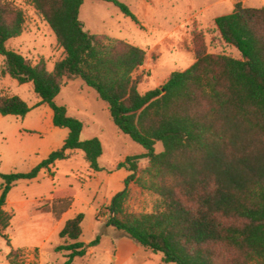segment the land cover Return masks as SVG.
Returning a JSON list of instances; mask_svg holds the SVG:
<instances>
[{
    "label": "trees",
    "instance_id": "16d2710c",
    "mask_svg": "<svg viewBox=\"0 0 264 264\" xmlns=\"http://www.w3.org/2000/svg\"><path fill=\"white\" fill-rule=\"evenodd\" d=\"M25 1L49 25L64 58L49 71L44 59L34 64L10 49L8 42L24 32L26 14L14 2L0 0L1 74L32 84L40 104L52 110L53 125L68 135L60 149L29 172L0 173V237L11 247L9 263L34 264L4 234L13 220L6 210L8 195L18 182L51 173L74 151L83 152L90 170L102 171V141L82 140L84 123L56 103L65 80L81 79L107 105L114 126L146 150L117 165L130 175L108 207L107 225L138 247L162 254L161 264H264V8L237 3L230 14L215 19L222 40L242 59L208 53L200 33L196 61L142 94V77L135 75L145 65V50L90 33L80 20L85 0ZM99 1L113 3L137 21L121 0ZM31 110L19 96H0L2 116L25 118ZM158 142L161 153L155 151ZM143 159L149 165L138 177ZM130 183L158 197L153 212H128ZM68 194L56 191L46 208L55 219L71 208ZM84 220L79 213L59 233L66 241L55 247L65 255L61 264L85 258L100 244V236L81 240Z\"/></svg>",
    "mask_w": 264,
    "mask_h": 264
},
{
    "label": "rangeland",
    "instance_id": "374dc122",
    "mask_svg": "<svg viewBox=\"0 0 264 264\" xmlns=\"http://www.w3.org/2000/svg\"><path fill=\"white\" fill-rule=\"evenodd\" d=\"M8 1L24 10L26 23L23 34L11 39L7 46L34 64L44 59L48 70L52 71L55 64L64 58V51L53 31L25 0ZM121 1L130 8L137 21L113 3L99 0L84 1L80 20L92 34L123 40L145 50V65L135 75L142 77L139 85L142 94L162 87L174 71L186 70L196 61L195 37L200 33L204 34L208 53L242 59L236 48L222 40L215 27V19L230 14L237 3L264 8V0ZM2 65L0 56V96H19L32 110L25 118L0 114V173L29 172L51 152L63 146L68 130L53 125L52 110L40 104L32 84L20 85L8 75L3 76ZM56 103L66 106L71 116L84 123L82 140L97 137L102 141L104 153L99 161L102 171L95 173L90 170L83 152L74 151L69 160L58 162L51 173L42 172L31 182H18L8 195L6 210L13 215V220L4 234L14 248L30 246L19 248L26 261L40 262L42 257L43 264H61L65 261L63 253L55 252V246L66 241L59 237L58 232L64 226L65 218L71 219L83 213L81 240L89 243L100 236L101 242L89 249L85 258L75 259L73 264H120L116 241L128 237L107 225L110 217L108 207L112 199L125 190L124 181L130 173L116 167L127 157L146 153V150L114 126L107 105L81 79L65 80ZM163 150V144L158 142L156 153ZM148 165V159L140 161L138 177ZM56 191L73 198L71 208L60 219H55L46 210ZM158 201L153 193L130 183L129 213H151ZM9 251L11 247L0 237V264H9L6 258ZM145 254L149 253L140 248L136 256L121 264H161L163 260L160 253L152 254L148 260L144 259Z\"/></svg>",
    "mask_w": 264,
    "mask_h": 264
},
{
    "label": "crops",
    "instance_id": "0c3cea01",
    "mask_svg": "<svg viewBox=\"0 0 264 264\" xmlns=\"http://www.w3.org/2000/svg\"><path fill=\"white\" fill-rule=\"evenodd\" d=\"M65 217H66V215H65ZM70 218H65V223H64V226H65V224H66V222L69 220ZM72 219V218H71ZM40 225V224H39ZM40 226H43V225H40ZM63 226V227H64ZM63 227H62V229H63ZM61 229V230H62ZM61 230H59V232L58 233H60L61 232ZM83 231H84V228H83ZM59 244H57L56 246H58ZM116 245H117V249H118V251H119V258H118V263H122V262H125V261H127L128 259H130V258H132V257H134V256H136L139 252H140V248L136 245V244H133V242H132V240L131 239H129V238H125V239H122V240H119V241H116ZM55 246V247H56ZM26 247H30V246H28V245H23L22 247H17V248H14V249H19V248H26ZM125 247L127 248L126 250H125ZM124 250H123V249ZM9 253H10V251L9 252H7L6 253V258H7V256L9 255ZM146 253V252H145ZM147 253H149V254H145L146 256H145V258L144 259H146V260H148V259H150L151 258V255L153 254V253H151V252H149V251H147ZM62 254V253H61ZM63 255V257L65 256L64 254H62ZM8 260V259H7ZM64 260H65V257H64ZM28 263H34V264H43V261H42V257H40V262H39V260H37V262H34V261H27ZM10 264V263H9Z\"/></svg>",
    "mask_w": 264,
    "mask_h": 264
}]
</instances>
